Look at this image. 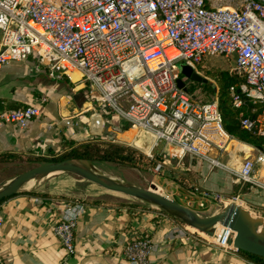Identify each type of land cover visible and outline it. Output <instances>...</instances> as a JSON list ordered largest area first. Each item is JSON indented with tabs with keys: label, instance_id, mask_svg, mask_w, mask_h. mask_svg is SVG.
<instances>
[{
	"label": "built area",
	"instance_id": "1",
	"mask_svg": "<svg viewBox=\"0 0 264 264\" xmlns=\"http://www.w3.org/2000/svg\"><path fill=\"white\" fill-rule=\"evenodd\" d=\"M33 53L51 58L54 71L78 72L89 96L117 117L107 141L116 143L119 133L133 129L149 147L142 153L161 157L166 166L167 157L178 165L187 161L185 171L193 162L223 168L219 158L232 140L223 130L216 100L202 104L197 91L178 87L176 63L198 69L206 58L223 56L233 62L228 72L243 81L238 90L243 99L230 88L233 106L243 107L244 100L252 106L254 117H243L241 127L264 138V0H0V68ZM39 117L35 106L0 109V128L25 130ZM72 121L64 120L63 126L70 128ZM45 147L46 141L40 145ZM257 168L264 169L260 152L241 165L236 185L264 190L255 178ZM159 171L161 165L154 170ZM58 204L64 216L53 235L63 249L60 264H67L75 254L83 204ZM171 240L198 241L180 227ZM150 249L146 235L131 232L124 258L148 264Z\"/></svg>",
	"mask_w": 264,
	"mask_h": 264
},
{
	"label": "crops",
	"instance_id": "2",
	"mask_svg": "<svg viewBox=\"0 0 264 264\" xmlns=\"http://www.w3.org/2000/svg\"><path fill=\"white\" fill-rule=\"evenodd\" d=\"M53 63L51 58L41 60L33 53L23 62L0 68V109L24 105L38 107L40 111V117L32 120L25 130L11 125L0 128V153L56 156L62 152L63 140H106L110 124L119 123L101 100L94 101L89 96L88 88L79 83L78 72L59 73L54 71ZM67 119H73L70 128L63 126ZM133 132V129L122 131L116 136V143L133 146L139 138ZM44 141L46 147L42 150L40 145ZM258 153L232 141L219 160L223 168L210 169L206 163L193 162L187 172H192L197 186L209 193L205 199L231 194L236 186L238 205L250 211H263L264 190L253 184L241 187L234 181L244 161ZM255 178L264 183L263 168L256 169ZM38 189L35 191L51 194ZM58 203L18 194L0 204L3 219L0 264L61 263L63 249L53 235V228L64 216ZM177 228L158 212H134L131 216L124 209L86 204L77 219L75 254L67 264H132L124 258L131 232L143 233L150 239L148 264H252L232 248L202 241L174 242L171 239Z\"/></svg>",
	"mask_w": 264,
	"mask_h": 264
},
{
	"label": "trees",
	"instance_id": "3",
	"mask_svg": "<svg viewBox=\"0 0 264 264\" xmlns=\"http://www.w3.org/2000/svg\"><path fill=\"white\" fill-rule=\"evenodd\" d=\"M198 69L204 78L212 80L215 83L216 90L213 88L212 83L197 84L188 82L186 85L187 91L189 93H194L196 91L199 92V94L202 95V100H200L202 104L211 103L214 100L217 101L218 111L222 119L223 130L232 141L244 144L255 150L261 149L264 152V138L259 136L256 132L246 131L241 127V120L243 117H254V115H251L250 113L252 108L251 103L248 100H244V105L241 108H235L232 104L230 88H234L237 94L243 99L244 95L238 92L243 81L231 75L228 71H220L216 68H202L201 66H199ZM179 78L182 77L179 76ZM62 80L71 86L66 78L62 77ZM25 107L27 106L16 105L13 106L12 109H20ZM63 160L86 161L92 163L94 166H99L102 163H109L125 168L135 169L144 175H151L157 165H161V172L167 170L166 165H163L164 162L161 157L154 156L150 158L136 148L102 139L90 140L86 142H74L73 140L65 139L62 142V152L56 156L0 153V165L24 164L37 166L40 164L59 162ZM172 173L176 175L174 179L176 183L183 189L191 192H201L202 195L210 196L209 193L201 191L198 188L195 181V175L192 172L181 173L172 171ZM236 192L237 187L234 186L229 197H234ZM21 194L34 195L44 199H49L50 201H69L83 205L89 204L95 206H104L117 210L124 209L130 213L131 216H134V212H156L153 209L145 207L141 204L130 202L77 200L62 195H51L36 191L25 192ZM6 200L7 199L0 201V204ZM159 215L169 219L174 226L185 229L198 241L216 245L212 243L207 236L197 233L182 223L168 218L163 214L159 213ZM236 252L252 264H264V259L262 258L248 255L241 251Z\"/></svg>",
	"mask_w": 264,
	"mask_h": 264
},
{
	"label": "water",
	"instance_id": "4",
	"mask_svg": "<svg viewBox=\"0 0 264 264\" xmlns=\"http://www.w3.org/2000/svg\"><path fill=\"white\" fill-rule=\"evenodd\" d=\"M179 76L182 77V74L179 73ZM182 78L177 80L181 89H185L188 82L208 83L206 78L192 71ZM213 88L216 90L214 85ZM256 150L264 154L261 149ZM60 175L87 182L105 192L133 200L209 237L215 244L264 259V217L235 202H229L220 211L204 216L158 193L154 185L144 189L122 182L101 173L92 163L86 161L63 160L37 165L1 183L0 201L21 193L33 192L23 190L29 183Z\"/></svg>",
	"mask_w": 264,
	"mask_h": 264
},
{
	"label": "rangeland",
	"instance_id": "5",
	"mask_svg": "<svg viewBox=\"0 0 264 264\" xmlns=\"http://www.w3.org/2000/svg\"><path fill=\"white\" fill-rule=\"evenodd\" d=\"M232 64H233L232 61L225 59L223 56H213L206 58L204 62L201 64V67L216 68L220 71H229L231 69ZM176 68L178 70V73L182 74V77L183 75L192 71L204 78V76L199 72V69L194 68L190 63L186 61H178L176 63ZM206 80L208 81V83H212V85L215 84L212 80L209 79ZM214 86L216 87V85ZM198 98L199 100H202V95L199 94V92H198ZM133 133L141 137V134L137 133V131ZM130 147L135 148L134 146L131 145ZM220 159L221 158H219V160ZM167 161L169 164L168 166H166L167 170L163 172L161 171L153 172L151 175H144L135 169L125 168L119 165H114L109 163H102L99 166H95V167L103 174H106L110 177H114L118 180H121L122 182L133 184L140 188L148 189L150 188V185H154L158 193L204 216H208L220 211L229 202H235L237 193L232 198L229 197L230 194H228L223 196L215 195L209 199H205L206 196H203L201 192H191L183 189L174 180L176 175L173 174L172 171L181 172V173L187 172L184 170V168L188 165L187 161H183L180 165H178L177 160L173 157H167ZM33 167L35 166L24 165V164L0 165V184ZM41 182L42 184L41 187L38 189V191H48L51 194H57V195L60 194L68 198H73L77 200H102V201H112V202L137 203L133 200L124 198L122 196L105 192L87 182L76 180L74 178H69L65 175L52 176L50 178L42 180ZM199 189L201 191H204L201 188ZM201 195L204 197L205 200H200L201 198H203ZM200 202L204 203V208L202 209L199 207ZM251 211L254 212L256 215L264 217V210L263 211L251 210Z\"/></svg>",
	"mask_w": 264,
	"mask_h": 264
},
{
	"label": "bare ground",
	"instance_id": "6",
	"mask_svg": "<svg viewBox=\"0 0 264 264\" xmlns=\"http://www.w3.org/2000/svg\"><path fill=\"white\" fill-rule=\"evenodd\" d=\"M133 144H134L133 146L135 148L141 150L142 152L148 153L149 147L147 146V144L143 140L137 138L136 141ZM41 183H42L41 181H37V182H34V183L33 182L29 183L28 185H26L23 188V190L24 191H35V190H37L40 187Z\"/></svg>",
	"mask_w": 264,
	"mask_h": 264
},
{
	"label": "flooded vegetation",
	"instance_id": "7",
	"mask_svg": "<svg viewBox=\"0 0 264 264\" xmlns=\"http://www.w3.org/2000/svg\"><path fill=\"white\" fill-rule=\"evenodd\" d=\"M184 80V78H182Z\"/></svg>",
	"mask_w": 264,
	"mask_h": 264
}]
</instances>
